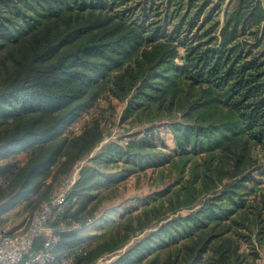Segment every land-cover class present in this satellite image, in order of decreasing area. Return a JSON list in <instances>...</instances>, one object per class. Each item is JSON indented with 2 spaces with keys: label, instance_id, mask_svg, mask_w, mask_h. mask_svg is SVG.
<instances>
[{
  "label": "trees",
  "instance_id": "1",
  "mask_svg": "<svg viewBox=\"0 0 264 264\" xmlns=\"http://www.w3.org/2000/svg\"><path fill=\"white\" fill-rule=\"evenodd\" d=\"M103 100L111 110L126 104L121 125L139 128L84 164L75 221L118 202L123 195L100 194L130 177L145 178L152 193L120 220L103 218L109 235L78 264L131 243L114 264H257L264 1L0 0V178L9 179L0 186V226L25 199L49 198L55 170L72 171L104 141L115 116L93 113L81 134L65 135ZM160 122L173 149L155 132ZM19 153L28 155L24 165L10 161ZM80 231L63 240L84 245L91 235Z\"/></svg>",
  "mask_w": 264,
  "mask_h": 264
},
{
  "label": "rangeland",
  "instance_id": "2",
  "mask_svg": "<svg viewBox=\"0 0 264 264\" xmlns=\"http://www.w3.org/2000/svg\"><path fill=\"white\" fill-rule=\"evenodd\" d=\"M222 19H223V17H222ZM179 62L182 64L181 60H179ZM115 104H116L115 110H111L109 108V104L106 100H103L102 102H100V104H98L95 107L94 112H93L94 116H96V114H97L96 117H99L102 121L105 119L108 120L113 116L117 117V119L114 122H112L111 125H107V132H108L109 136L106 137L104 139V141L102 143H100L94 149V151L90 154V156H88L86 159H84L79 164H77L72 171H71V168H72L71 166H63L59 170L57 168L55 170V173H56L55 176L57 178V183L55 185V188L58 187L61 184V182L65 178H67L69 175L73 176V175L77 174V177L80 178V173H81V170H82V167L84 166V164L87 163L88 160L92 156L96 155L108 143L116 142V143H124L125 144V142H128V139L126 136H129L133 132L135 133L138 130L139 127L136 129H133L132 131H129L128 130L129 127L127 128V126H126V129L123 128V126L119 122V119L122 116V113L126 107V104H119L116 101H115ZM154 125L160 126L157 128V130L155 132L160 134V138H161L162 142H164L162 144L169 146V148H172L173 147V136H172V133L169 130L170 128L168 127L166 122L154 123ZM112 131H113V134H111ZM255 155L262 159L261 161L264 165V154L262 153V151L259 148L257 150H255ZM27 160H28V155L26 153H19L17 155L12 156V158L10 159V161L16 162L19 165H24V163ZM263 168H264V166H263ZM263 174L264 173L261 172L259 175L256 176V178L261 181L259 188L264 189V175ZM136 178L134 176L130 177L126 181V185H124V184L120 185L117 183L114 186H111L107 189H104V191L100 194L102 196L104 195V196L111 197V195L119 196L120 194L123 196L116 203H109V204L107 203V204H104L103 206H100L99 207L100 209H98V211L96 212V218L88 219V220H86V222H80L81 226H82V229L80 228V230H81L80 232L86 236L91 235L90 238L87 237L84 240V242H82L84 245H86V248L88 250V254H89V252H91V251L93 252L95 250V247H96L98 242H100V241L103 242L105 240V237L107 238V236L109 235L108 229H109L110 223H107L106 221H105V223H103L102 222L103 218L106 217L108 219L109 217L114 216L113 222L120 220V217H121L120 212L124 208L129 207L132 204H136L135 203L136 200H139L142 198L144 199L152 193V191L150 189V185L147 183V180L145 178L140 180V181ZM8 182H9L8 177L4 176V177L0 178V186L5 187V186H7ZM49 182H51V181H49ZM118 186H119V188H118ZM55 188H54V190H55ZM116 189H119V192L116 193ZM52 192H51V194H52ZM46 199L43 200L41 203H38L39 202L38 196H35V197L32 196V197L25 199L22 203H20L14 209L3 214L2 219L5 222L3 225L0 226V229L1 228H11L13 230H17V229L25 227L27 225V223L29 222V220L37 213L40 205L44 201H46ZM98 201H99L98 198H96L92 202H90V207L87 210V211H89V213L94 212L96 210L97 205H98ZM77 209H78V207H77ZM186 214H187V212H183L182 215H186ZM73 217H74V215H73ZM101 226H103V227H101ZM77 230L78 229L73 230L71 232H74ZM63 234H66V233L60 234V246L58 248L59 251H65L66 249L73 246V245L69 244L70 242L67 243V241L63 240V237H62ZM94 236H98V238H95ZM143 236H141V237H143ZM66 244H69V245H66ZM131 244H129V245H131ZM127 247H125L121 250L112 252V253H106V254L102 255L100 258H105L109 261H113V264H114L117 261V259L126 251ZM86 262H87V259L82 264H86ZM257 264H264V251L261 252V255H260V258L258 259Z\"/></svg>",
  "mask_w": 264,
  "mask_h": 264
},
{
  "label": "built area",
  "instance_id": "3",
  "mask_svg": "<svg viewBox=\"0 0 264 264\" xmlns=\"http://www.w3.org/2000/svg\"><path fill=\"white\" fill-rule=\"evenodd\" d=\"M92 117L93 110L84 111L68 125L65 135L74 137L81 134ZM116 119L108 122L106 127ZM108 136L106 132L105 138ZM79 179L77 174L65 178L25 227L0 229V264H78V259L87 255L85 245L58 250L60 234L76 230L79 226L73 219V210L79 203L74 188ZM92 264H113V261L99 258Z\"/></svg>",
  "mask_w": 264,
  "mask_h": 264
},
{
  "label": "crops",
  "instance_id": "4",
  "mask_svg": "<svg viewBox=\"0 0 264 264\" xmlns=\"http://www.w3.org/2000/svg\"><path fill=\"white\" fill-rule=\"evenodd\" d=\"M170 130V129H169ZM171 132V131H170ZM157 133V132H156ZM143 136V135H142ZM173 136V135H172ZM173 146H174V139H173ZM169 147V146H168ZM170 149H173V147L172 148H170ZM93 157V156H92ZM91 157V158H92ZM89 161V160H88ZM79 203H80V201H79ZM79 203L75 206V208H74V210H73V215H74V213H75V211H76V209H77V207H79ZM73 219H74V221H75V218L73 217ZM76 223H78L79 224V226H78V228H76V229H78V230H80V228L82 229V226H81V223L80 222H77V221H75ZM86 246V245H85Z\"/></svg>",
  "mask_w": 264,
  "mask_h": 264
}]
</instances>
